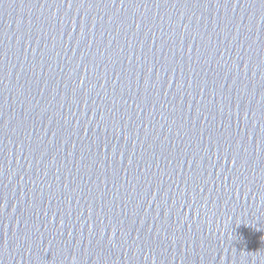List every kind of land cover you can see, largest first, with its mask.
<instances>
[{
    "label": "water",
    "instance_id": "obj_1",
    "mask_svg": "<svg viewBox=\"0 0 264 264\" xmlns=\"http://www.w3.org/2000/svg\"><path fill=\"white\" fill-rule=\"evenodd\" d=\"M0 121V264H264V6L2 0Z\"/></svg>",
    "mask_w": 264,
    "mask_h": 264
},
{
    "label": "snow or ice",
    "instance_id": "obj_2",
    "mask_svg": "<svg viewBox=\"0 0 264 264\" xmlns=\"http://www.w3.org/2000/svg\"><path fill=\"white\" fill-rule=\"evenodd\" d=\"M2 2V0H0ZM15 2V0H13ZM162 2L167 3V0H162ZM224 3H231L233 7L237 5L241 6H253L256 5L257 3L261 6H264V0H223ZM21 3H23V0H21ZM53 3L56 5H61L67 8H72V7H81L84 6L85 0H53ZM105 6L108 7H116V8H123V7H128V6H133L134 0H104ZM81 84L84 82L81 81ZM7 128V122L6 121H0V134L3 133V131ZM233 165L237 163L235 159L231 161ZM3 208V204L0 203V209ZM149 231H153L151 227L149 228ZM159 229L155 230V235L153 236V240L156 239L157 236H159ZM112 238V233H109L108 239L111 240ZM224 251V250H223ZM216 264H227L229 257L227 255H224L222 258V255H217L214 257ZM162 264V262H161Z\"/></svg>",
    "mask_w": 264,
    "mask_h": 264
}]
</instances>
